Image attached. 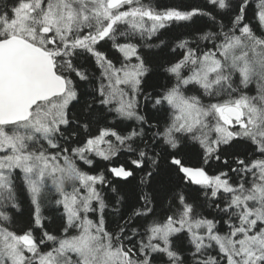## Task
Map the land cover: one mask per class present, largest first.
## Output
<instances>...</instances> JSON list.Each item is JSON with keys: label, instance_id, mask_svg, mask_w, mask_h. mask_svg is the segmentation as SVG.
<instances>
[{"label": "snow or ice", "instance_id": "1", "mask_svg": "<svg viewBox=\"0 0 264 264\" xmlns=\"http://www.w3.org/2000/svg\"><path fill=\"white\" fill-rule=\"evenodd\" d=\"M0 264H264V0H0Z\"/></svg>", "mask_w": 264, "mask_h": 264}]
</instances>
